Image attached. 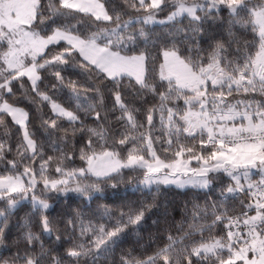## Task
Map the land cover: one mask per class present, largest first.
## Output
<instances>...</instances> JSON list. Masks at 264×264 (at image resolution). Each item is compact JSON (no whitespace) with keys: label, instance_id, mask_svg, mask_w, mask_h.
I'll use <instances>...</instances> for the list:
<instances>
[{"label":"snow or ice","instance_id":"snow-or-ice-1","mask_svg":"<svg viewBox=\"0 0 264 264\" xmlns=\"http://www.w3.org/2000/svg\"><path fill=\"white\" fill-rule=\"evenodd\" d=\"M0 264H264V0H0Z\"/></svg>","mask_w":264,"mask_h":264},{"label":"trees","instance_id":"trees-1","mask_svg":"<svg viewBox=\"0 0 264 264\" xmlns=\"http://www.w3.org/2000/svg\"><path fill=\"white\" fill-rule=\"evenodd\" d=\"M160 18H164V14H161ZM184 24H187V21H184ZM168 28H163L160 25L155 26V31L153 33L154 36H159L162 34V32H167ZM248 41L252 40V34L247 33L244 37ZM123 189V186H121ZM130 199H145L148 202H153L155 200V203L158 205V207L153 209V212L150 214L149 219V225H151V220L156 219L157 217H162L164 209L167 208L170 213H174L175 219H180V211L182 210V206L191 198V191L188 189H177L174 186H161L159 192H152L150 194L141 195L137 193L135 196H131ZM67 202H63L60 204V207H64V204ZM120 203V200L116 197L110 198L109 207L115 208ZM94 207V205H93ZM23 213H20L22 215ZM172 219V216H169V220ZM161 223H163V220H161ZM154 230V229H153ZM141 235L144 237V240H147L148 233L142 232ZM13 239L15 238V230L13 231ZM130 246L129 244H126L125 247ZM7 254V253H6Z\"/></svg>","mask_w":264,"mask_h":264},{"label":"rangeland","instance_id":"rangeland-1","mask_svg":"<svg viewBox=\"0 0 264 264\" xmlns=\"http://www.w3.org/2000/svg\"><path fill=\"white\" fill-rule=\"evenodd\" d=\"M175 187V186H174Z\"/></svg>","mask_w":264,"mask_h":264}]
</instances>
